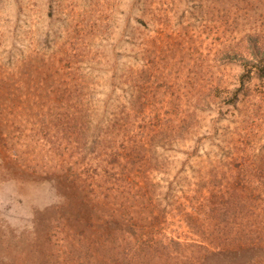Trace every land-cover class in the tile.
Wrapping results in <instances>:
<instances>
[{"label": "rangeland", "instance_id": "rangeland-1", "mask_svg": "<svg viewBox=\"0 0 264 264\" xmlns=\"http://www.w3.org/2000/svg\"><path fill=\"white\" fill-rule=\"evenodd\" d=\"M263 67L264 0H0V264H157L146 227L223 243L232 222L264 264ZM242 159L252 208L215 222L195 185Z\"/></svg>", "mask_w": 264, "mask_h": 264}, {"label": "trees", "instance_id": "trees-1", "mask_svg": "<svg viewBox=\"0 0 264 264\" xmlns=\"http://www.w3.org/2000/svg\"><path fill=\"white\" fill-rule=\"evenodd\" d=\"M253 69H256L258 72L259 69L256 68L254 65L250 66L249 69V76H247V82L250 80V73ZM261 74L264 75V67L261 69ZM122 119V118H118ZM60 122V120H58ZM115 123L116 125L110 129H114L117 126V117H115ZM58 124V123H57ZM56 124V125H57ZM60 125V124H59ZM65 127H68L66 124H62ZM58 126V125H57ZM121 130V129H120ZM120 130H114V136L110 135L111 138L115 140V138L119 137V134L121 133V137L124 138V140L127 143V146L131 144L132 140L131 137H136V134L126 135L123 131ZM66 131L61 130L60 132H57V137L60 141H65V139L68 138V135L65 134ZM131 136V137H130ZM57 139V138H56ZM122 147H118V149H121V151L127 153L128 149H132V147H124L123 144H121ZM102 154H104L102 152ZM115 155H111L113 157ZM244 159L249 158L247 154L243 157ZM142 160V159H141ZM1 161V160H0ZM230 168V169H229ZM229 171L233 174L230 179H226L225 177H221L219 179L213 178V181L204 180L205 177L198 178L197 184L195 187L198 186V190L202 192V188L204 190V193H207V196L210 198H214L213 203H211L208 199H205V201L208 203L205 205L203 204L202 208L205 209L204 212L208 213L212 216L213 220H217L218 216L220 217L222 215H225V217L229 216L233 211L237 212L235 216L241 215V219H244L243 217H246L249 215V211L252 208V203L254 201V198L252 197V191H249L247 182H245L243 179H245L247 176H250L248 174L249 169H256V165L253 164V167H251V164L247 160H241L240 162L233 165L234 170L230 166ZM4 170V169H3ZM258 177L260 181L258 184L264 185V175L260 172L258 173ZM127 179V177H126ZM125 182H128V184H131L132 180H126ZM203 182L207 184V189L205 191L204 187L202 186ZM212 187V188H211ZM226 188L225 191H219L220 189ZM84 186H73V189L77 193H82L84 191ZM214 189L215 191L213 192ZM200 195V194H199ZM202 200V196H201ZM209 209V211H208ZM191 207V211H192ZM195 211L192 212L193 217L196 219L197 217H200V214L202 212V209H194ZM122 224L121 227L124 225L125 221H130L129 218H133L132 216H129V213H122L121 214ZM214 216H217L214 217ZM206 217V216H205ZM124 219V220H123ZM120 223V221H119ZM128 223V222H127ZM216 224V223H215ZM231 231H232V240L223 241L219 239H200L198 241H191L189 243L180 242L179 240H173V238L168 237V242L165 241L163 243V239H158L157 235L161 234V231L158 227L152 228L151 230H148L146 227L145 235H149V240H144L142 243H140V251L141 253L145 252V249L148 250V254L150 255H159L160 261L156 262L157 264H165L166 260H168L170 257L176 256L175 254H178L180 249L188 247L189 251V257H187L191 262L196 264H253L255 261L254 259V252L256 250H259L261 248V243L263 241L255 242L253 238V234L250 226L247 225H240L238 222H232L231 223ZM219 226H215V228H218ZM165 231V229H164ZM166 240V239H165ZM161 241V242H160ZM260 245V246H259ZM259 246V249L257 248ZM127 248V246H123V249ZM128 249V248H127ZM129 250V249H128ZM130 251V250H129ZM264 250L262 249L261 253L263 254ZM124 253H127V250H124ZM260 253V254H261ZM122 254L114 255L116 257L115 260H111L110 263L105 264H117V256H121ZM264 255V254H263ZM180 256V255H179ZM124 258V256H123ZM179 258V257H178ZM258 259H261V257H258ZM257 260V259H256ZM97 264L99 263L96 262ZM177 264H182L183 259H180L179 261H176ZM144 264V263H143ZM147 264V263H145Z\"/></svg>", "mask_w": 264, "mask_h": 264}]
</instances>
